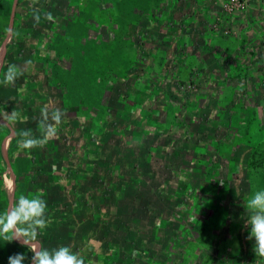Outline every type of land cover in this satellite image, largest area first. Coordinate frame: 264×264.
I'll list each match as a JSON object with an SVG mask.
<instances>
[{
	"label": "crops",
	"instance_id": "obj_1",
	"mask_svg": "<svg viewBox=\"0 0 264 264\" xmlns=\"http://www.w3.org/2000/svg\"><path fill=\"white\" fill-rule=\"evenodd\" d=\"M187 1L196 6L188 14L180 0L175 37L164 45L171 53L158 83L161 120L153 125L132 115L124 124L111 123L116 138L107 156L108 139H64L74 132L67 115L44 147L21 150L19 133L41 138L42 110L63 111L65 94L55 89L54 77L40 84V71L34 76L40 63L24 52L15 64L24 75L0 85L3 137H13L10 148L24 159L23 174L36 172L51 196L45 236L52 244L66 242L85 264H239L243 258L264 264L252 250L254 238L244 237L246 217L236 237L226 235L246 211L248 191L264 186V94L261 75L254 74L264 69V11L257 12L264 0H251L236 14L219 11V0ZM164 28L161 35L169 31ZM186 82L200 92L187 95ZM136 106L129 105L127 115ZM12 112L20 119L8 122ZM200 191L205 203L196 196ZM228 192L234 198L225 203ZM55 226L64 228L62 239ZM243 240V255L228 250L237 243L240 249Z\"/></svg>",
	"mask_w": 264,
	"mask_h": 264
},
{
	"label": "rangeland",
	"instance_id": "obj_2",
	"mask_svg": "<svg viewBox=\"0 0 264 264\" xmlns=\"http://www.w3.org/2000/svg\"><path fill=\"white\" fill-rule=\"evenodd\" d=\"M250 1L246 0L242 9L233 7L230 11L226 9L234 4V0L215 1V5L219 11L236 14L246 10ZM182 3L188 14L190 7L196 6L187 0ZM259 4L257 12H263L264 6L261 8L262 4ZM180 5V0H0V76L9 64H17L19 53L24 52L25 58L37 60L40 67L34 70V76L40 71V84L44 87L49 80L47 76L54 77L55 89L65 94L61 101L63 111L72 118L73 124L69 127L74 132L71 139L68 134L64 139L72 140L73 135L100 141L108 139L109 146L104 149L107 156L113 151L110 144L116 138L111 123L124 124L132 115L134 121H143L145 117L153 125L161 120L158 83L161 69L165 67L163 58H168L167 53H171L164 45L175 37ZM49 14L53 19L47 18ZM215 26L216 23L211 24V27ZM164 27L169 31L161 35ZM262 46L264 49V41ZM260 68L254 74L260 73L258 86L262 90L264 69ZM196 89L195 84L183 83L187 95L200 92ZM145 94L151 98L147 100ZM135 103L134 112L127 115L129 105ZM12 138H4L0 126V214L6 212L21 194L29 197L42 194L47 203L51 201V196L43 192L45 185L36 172L34 176L23 174L24 159L13 155ZM184 165L189 170V164ZM261 189L264 186L250 189L247 201ZM196 196L200 203L207 200L204 192L200 191ZM232 198L234 195L228 192L225 203L232 202ZM200 213L208 214L206 211ZM238 213L235 227L226 232L230 239L238 234L240 219L247 216L244 210ZM215 222V234H218V221ZM55 228L62 239L64 228ZM46 232L47 229H42L38 238L43 247L66 246V242L52 244L53 240L45 236ZM242 243L240 249L237 243L228 250L243 255L245 240ZM15 253L29 258L33 255L21 242L0 241V264H8V257ZM184 262L190 264L189 259ZM245 263L244 258L239 260V264ZM24 264H31L30 259ZM250 264L258 263L251 260Z\"/></svg>",
	"mask_w": 264,
	"mask_h": 264
},
{
	"label": "clouds",
	"instance_id": "obj_3",
	"mask_svg": "<svg viewBox=\"0 0 264 264\" xmlns=\"http://www.w3.org/2000/svg\"><path fill=\"white\" fill-rule=\"evenodd\" d=\"M47 18L53 19L51 14ZM23 75V70L15 64H10L3 79H0V85L11 86ZM65 115L60 109L51 112L43 109L40 122L41 138L34 137L30 130H23L19 133L21 139L18 141V147L29 151L44 147L50 138L57 135L59 125L65 122ZM5 119L14 122L19 120L20 116L12 112ZM245 209L247 216L244 226L249 228L247 239L254 238V252L264 258V189L252 194ZM48 224L47 202L42 194L31 197L21 194L6 212L0 214V241L21 242L22 246L33 253L30 258L25 254L15 253L8 257V264H24V261L29 259L31 264H85L84 258L74 253L69 246L48 249L38 242L41 230L46 229Z\"/></svg>",
	"mask_w": 264,
	"mask_h": 264
},
{
	"label": "built area",
	"instance_id": "obj_4",
	"mask_svg": "<svg viewBox=\"0 0 264 264\" xmlns=\"http://www.w3.org/2000/svg\"><path fill=\"white\" fill-rule=\"evenodd\" d=\"M233 1V0H232ZM245 1L246 0H234V4L233 5H228V7H227V9L226 10H228V11H230L233 7H235V9L236 8H243L244 7V3H245ZM263 82H264V80H263ZM262 91H263V93H264V83H263V89H262Z\"/></svg>",
	"mask_w": 264,
	"mask_h": 264
}]
</instances>
